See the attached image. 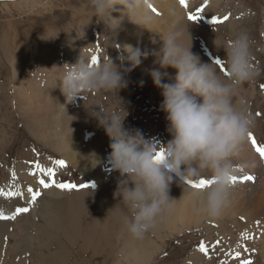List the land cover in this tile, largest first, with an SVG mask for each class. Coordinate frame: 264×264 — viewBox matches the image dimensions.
I'll return each mask as SVG.
<instances>
[{"label":"rangeland","instance_id":"obj_1","mask_svg":"<svg viewBox=\"0 0 264 264\" xmlns=\"http://www.w3.org/2000/svg\"><path fill=\"white\" fill-rule=\"evenodd\" d=\"M176 2L180 15L168 31L182 27L186 44L189 33L191 51L200 57L201 62L213 64L225 81L229 77L224 74L225 71L228 73V64L223 49L241 32H246L250 38L251 62L264 69V0H186L187 7L181 5L180 0ZM112 15L119 21L94 16L89 0H0V189L4 185L3 191L20 194L27 190V196L18 200L21 206L15 203L10 212L4 211L1 206L0 210L11 215L16 208L25 207L29 209V215L36 219L41 198L55 200L60 197L57 195L65 190L58 191L60 188L54 185L48 188L42 185L33 189L40 195L32 201V194L28 192L34 185L32 180L47 179L51 184L53 179L39 171L36 167L39 164L54 170L57 184L76 185L77 188L71 190L73 192H81L79 186L82 184L93 185L87 189L84 198H77L79 202L69 205L71 211L67 219H73L70 230L69 222L66 229L73 236V241H77L78 252L76 256L65 257L63 264H241L242 260L264 264V255L253 258L244 254L247 246L248 251L264 253V213L247 218L249 215H237L231 208L220 217H201L194 223H176V229H169L164 224L163 211L154 226L140 238L123 226L122 217L129 213L127 207L119 202L121 198L114 197L120 175L111 168L110 141L104 129L98 126V121L89 115L88 108L99 106L109 112L116 111L121 117L127 115L125 128L140 129L144 137L152 139L158 147L166 145L171 137L166 131L165 113L159 108L163 97L145 71L153 67L154 57L150 55L139 67L125 75L128 81L126 88L120 91H85L73 103L65 102L58 81L63 71L59 67L75 63L81 51L87 52L90 58L98 56L99 63L109 56L119 65L121 62L116 57L124 44L139 46L142 51L160 48V40L156 39V43L152 44L146 35L129 33L126 26L133 22H129L132 18L122 15L119 5ZM190 15L199 16V19L190 20ZM225 16L228 17L226 21ZM214 18L222 22L213 23ZM162 23L160 20L159 24ZM217 60L222 61L223 70L215 63ZM124 63L127 66V62ZM163 71L170 76L175 75V69ZM141 80L144 81L142 87ZM262 85L264 74L251 83L239 86L234 102L252 114L250 132L257 143L264 146ZM66 126L69 133L67 139L81 147L82 154H88L89 147L96 146L94 170L85 171V175L82 169L79 171L69 164V153L60 147L58 134ZM246 140L247 151L243 152L246 146H241L234 163L247 167L235 176L251 174L256 179L254 182L238 181L242 185L236 191L238 199L251 201L248 213L252 214L254 208L251 204H254L264 185V160L249 143L251 141ZM56 160L65 161V166H58ZM96 170L99 172L94 178ZM199 179H212V174L204 171L192 181ZM183 185L190 186L187 182ZM51 187L54 191H47ZM4 202L0 204L5 205ZM107 202L111 206L108 207ZM262 206L264 208V202ZM24 214L3 220L7 231L5 235L0 232V257L6 250H2L5 244L7 248H12L14 256L17 255L7 264H40L45 258L50 260L49 264H59L51 263L57 249L52 241H45L46 250L35 258H31L30 250L16 248L15 251L25 231L20 229L21 225L14 228L10 224L14 220L21 222ZM61 220L60 214L51 208L47 222L51 224ZM52 226L55 225L51 224L49 228L56 230L57 227ZM29 237L33 239L34 233L31 232ZM130 243L132 245L129 246ZM201 243L207 248V255L199 250ZM71 252L75 250L71 248ZM132 253H137L138 257H132ZM237 253L240 254L238 257ZM47 255L49 257H45Z\"/></svg>","mask_w":264,"mask_h":264},{"label":"clouds","instance_id":"obj_2","mask_svg":"<svg viewBox=\"0 0 264 264\" xmlns=\"http://www.w3.org/2000/svg\"><path fill=\"white\" fill-rule=\"evenodd\" d=\"M89 4L94 16L118 21L112 15L117 5L121 14L127 16L147 7L146 0H89ZM144 18L149 20L150 16L145 14ZM159 39L160 48L152 51L124 44L116 57L119 65L109 56L94 65L88 53L81 51L75 63L59 67L63 70L58 80L60 91L66 103H73L85 91L126 88L125 75L150 55L154 57L153 67L145 71L163 97L159 108L165 113L166 131L171 137L166 145L158 147L140 129L125 128L127 115L121 117L118 112L99 106L88 108L89 115L109 138L111 168L120 175L114 197L121 198L119 202L127 207L129 214L122 217V223L137 238L172 206V183L179 180L185 184L204 171L211 172L214 183L203 196H198L195 212L209 217L221 214L229 201L231 177L246 170L247 165H236L234 157L253 123L252 114L234 102L236 89L264 74V69L251 62V42L246 32L236 35L223 49L228 64L227 81L213 64L201 62L191 51L190 35L186 44L182 27L159 34ZM167 68L175 69V75L163 71ZM143 83L141 80V87ZM161 151L163 156L157 160L156 154Z\"/></svg>","mask_w":264,"mask_h":264},{"label":"bare ground","instance_id":"obj_3","mask_svg":"<svg viewBox=\"0 0 264 264\" xmlns=\"http://www.w3.org/2000/svg\"><path fill=\"white\" fill-rule=\"evenodd\" d=\"M146 5H147V7L145 9H142L141 11H139L137 14H135V16H131V15L127 16L126 14L124 15L126 17L132 18V20L129 22L133 21L131 24L127 25L126 27L129 30L130 34H132V32H135V33H138L141 35H146L149 38V42L150 41L152 42V40H156V39L160 40L159 34L166 33V31H168V28L173 25V23L176 21L177 17L180 15V12L177 8L178 7L177 2H176V0H146ZM153 8L156 11H153ZM165 12L167 13V15H163ZM145 14L150 16L149 20H145V18H144ZM158 17H162V18L159 19ZM160 20L163 21L162 24H159ZM159 28H162V29L159 30ZM68 113H70V110L68 111ZM66 116H67V114H66ZM68 134L69 133H67V126H66L63 129V131L58 134V138H59V142H60V147L64 151L69 153V158L71 161L69 164H71L73 167H75L78 170L82 169V172L84 171V175L87 172V170H90V171L94 170V168L92 169V167L95 165L93 158H94V153L96 152V146H90L88 154H86V153L82 154L81 153V147H79L77 144L72 143L69 139H67ZM247 143L248 142L246 140L244 142V144L241 145V146H246L245 148L242 149L243 152H246L248 147H249ZM249 143H251V142H249ZM242 158H244V157H242ZM98 172L99 171H97V170L95 171V173H94L95 176L93 175L94 178H96V174ZM90 174H92V173H90ZM13 178H14V176H13ZM91 179L94 180L93 177ZM36 180L39 181L38 179H36ZM0 181L2 182V180H0ZM32 181L34 182L32 189H35L36 187L42 186L39 182L35 181L34 179ZM109 181H110V178L108 179V183H109ZM95 182L97 183L96 180H95ZM98 183H99V181H98ZM242 183L237 182L234 186L231 187L230 195H229V201L226 204V206L224 207V209L222 210L221 214L223 215L224 212H227L228 210H230L232 208L234 213L237 215H240V214H243L246 216L249 215L247 218H250V217L254 218V217H257L259 215H263L264 208L262 206V202H264V185L262 186V192L254 201V204H253L254 206L251 204V207L254 208V211L252 212V214H250V213H248V209L250 208V202L251 201H245L241 198L238 199L239 195H238L236 190L241 189ZM1 187H2V189H5L4 185L3 186L1 185ZM7 189L10 190L9 188H7ZM87 189H89V188H86V190L82 189L83 191L80 190L81 192H73L71 190L70 191L65 190L64 192L62 191L61 193H59L57 195L60 197H58V199L54 198L55 200H50V199L45 200V199L41 198L40 203H39V207H40L39 215L38 216L36 215L37 216L36 219L32 218L28 212H25L26 214L23 215V220L21 222L14 220V223L10 224V225L14 228H16L18 225H21L20 229L25 231V235L19 239L17 246L14 248L15 251H16V248L22 249V251L30 250L29 252L32 254L31 258H35L36 256H39V253H41L45 249V246H47L44 244V242L45 241H52V242H54L53 246H56L57 249L53 253L54 255L52 256V262L51 263L57 262L59 264H63L65 262V260H64L65 257H67L69 255L76 256V254L78 252V250H77L78 245L75 243L77 241L76 242H74L75 240L73 241V236H71L68 229H66V226H68L67 223L69 222V230H70V225L72 224L71 223L72 217L67 219V216L69 214V211H71V209L69 210V205L75 204V202H79L77 200V198H84L86 195L85 193H86ZM49 190L54 191V189L52 187L47 189V191H49ZM206 190L195 189V188H192L190 186H185L183 184L181 185L180 182L174 181L172 183V185L170 186L169 192L172 194V195H170V197L172 199H175V200L172 202V206L165 210L164 215H163V220H164V224L166 225V227H168L169 229H176V223H183V222L194 223V222L198 221V219L201 217H209V216H204V215H198L195 212V208L198 205V196H203L204 193L206 192ZM10 191H12V190H10ZM58 191H61V189ZM88 192H89V190H88ZM26 193H27V190H25V191L23 190V193H21L18 196H14L16 198V200H14L12 197H5L3 195H0V202L6 201V203L4 202L5 205L0 204V206L3 207L4 211L6 210L7 212H10L11 211L10 208L13 207L12 204L17 203L19 205L20 202L18 200H20V199L23 200V197L25 195L27 196ZM106 205L108 207L111 206L110 202H107ZM19 206H21V205H19ZM15 208H16V206H15ZM51 208L55 209L60 214L61 219H62L61 221H54L51 223L52 225H55L57 227L56 228L55 226H52V227H55L56 230H51L49 228V226L51 224H49L47 222V218L50 216V209ZM220 215L215 216V217H220ZM69 216H70V214H69ZM3 223H5V221L0 220V232L5 235V233L7 231V226L4 225ZM31 232L34 233L33 239H31L29 237V234ZM104 232H105V229H104ZM104 236H106V235H104ZM240 238H241V236H240ZM153 242H155V241H153ZM1 243L2 242L0 241V245H1ZM103 243H105V242H103ZM105 244H109V243L106 242ZM130 245H132V244L130 243L129 246ZM31 246H32V248H29ZM37 246L40 248V251L38 250ZM108 246L109 245H107V248H108ZM247 247L249 248V246H247ZM71 248H73V250H75V252H71ZM248 248H246V250L244 249L245 250L244 254L247 256L257 258V257H261L264 255V253H261V252L257 253V252H254L253 250L248 251ZM0 249H1V246H0ZM3 249H6V250H4L2 252V255L0 257V264L10 263L12 261V259H15L17 257V255L14 256V254H12V248H7V246L5 244L2 246V250ZM100 250H102V249H100ZM97 251H99V250H97ZM94 252H95V250H94ZM136 254L134 253L132 255V257H134V258L138 257V255H136ZM108 255H109V253H108ZM45 257H49V255H47ZM109 257H111V256H109ZM240 257H243V256H240ZM45 259L42 261L45 264H49L50 260H45ZM42 261L40 262V264H44Z\"/></svg>","mask_w":264,"mask_h":264},{"label":"snow or ice","instance_id":"obj_4","mask_svg":"<svg viewBox=\"0 0 264 264\" xmlns=\"http://www.w3.org/2000/svg\"><path fill=\"white\" fill-rule=\"evenodd\" d=\"M181 5L187 7V2L186 0H180ZM153 11H156L153 8ZM190 20L196 21L199 19V16L196 15H190L189 16ZM228 19L227 16L224 17V20L226 21ZM222 21L219 18H214L213 19V23H221ZM91 63L94 65H98L99 64V58L96 55H93L91 57ZM218 66H221V69L223 70V64L221 60H217L215 62ZM225 75H228V73L225 71L224 73ZM261 87H264V85H262ZM247 139L251 141L252 147L255 149V151L259 154L261 160H264V146L260 145L257 143L256 139L254 138V136L252 135L251 132H248L247 134ZM163 156V152H159L156 154V159L159 160L160 158H162ZM55 163L60 166L63 167L65 166V161L63 160H56ZM40 172L45 173L46 176L48 177H53L51 184H49L45 179H41L39 181V183L41 185H43L45 188L50 187V186H56L62 190H73L76 189L77 186L73 185V184H67V183H59L57 184L55 179H54V170L51 168L45 169L43 167H41L39 164H37L36 166ZM242 171V170H241ZM34 174V173H33ZM13 175H15V173L13 172ZM256 179L255 176L251 175V174H244L240 177L237 176H232L231 177V183L232 185H235L238 181L239 182H249L252 181L254 182ZM187 183L195 189H203L206 187H209L212 185V183H214V181L212 179H199L198 181H187ZM93 185H89V184H82L79 186L80 189H86V188H92ZM29 193L32 194V201L34 202L36 200V198L40 195L39 192L34 191L32 188L28 189ZM0 195H3L5 197H11V196H18L20 195V193H15V192H5L2 189H0ZM29 209L25 208V207H19L15 210V212L11 215H6L2 210H0V220H7V219H15L16 215L21 214V213H25L28 212ZM199 250L204 253L205 255H207V248L204 246L203 243L200 244L199 246ZM237 257L240 255L239 253L236 254ZM241 264H252L251 260H242Z\"/></svg>","mask_w":264,"mask_h":264}]
</instances>
